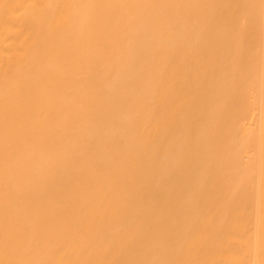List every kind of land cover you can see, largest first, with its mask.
Listing matches in <instances>:
<instances>
[{
  "label": "bare ground",
  "instance_id": "1",
  "mask_svg": "<svg viewBox=\"0 0 264 264\" xmlns=\"http://www.w3.org/2000/svg\"><path fill=\"white\" fill-rule=\"evenodd\" d=\"M0 264H264V0H0Z\"/></svg>",
  "mask_w": 264,
  "mask_h": 264
}]
</instances>
